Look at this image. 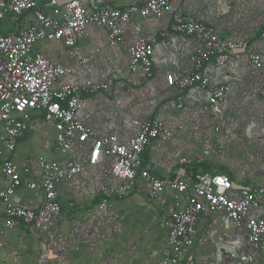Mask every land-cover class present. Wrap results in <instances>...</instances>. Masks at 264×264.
Here are the masks:
<instances>
[{
  "label": "crops",
  "instance_id": "1",
  "mask_svg": "<svg viewBox=\"0 0 264 264\" xmlns=\"http://www.w3.org/2000/svg\"><path fill=\"white\" fill-rule=\"evenodd\" d=\"M91 8L102 0H88ZM135 0H114L113 7L126 9ZM173 11L163 18L135 17L122 24L124 41L111 45L104 28L89 26L77 45L79 53L90 57L76 65L69 49L60 41H39L34 53H41L60 63L80 82L105 83L107 90L82 93L77 119L88 125L97 138L115 135L128 142L138 134L145 120L160 118L172 131L171 140H155L148 147L144 162L152 173L163 179L173 178L180 160L188 158L187 173L225 174L242 187H264V0H171ZM53 0L43 3L51 11ZM174 13L192 15L213 25L223 39L243 40L230 72L214 61L203 68L211 79L208 88L192 86L179 91L167 83V76L177 77L193 68L192 57L203 45L197 36L175 35L155 46L154 75L130 70L131 47L139 38L158 37L170 28ZM34 22L32 12L17 23L10 19L0 27V34H15ZM140 29V31H139ZM260 55L258 69L250 60ZM229 87L225 98L215 107L207 105L213 86ZM183 97V107L178 98ZM57 132L42 113L33 112L26 135L8 157L21 171L26 182L41 183L44 177L38 158L55 159L62 166L80 162L85 171L58 186L62 213L46 230L22 226L1 232L0 264H164L163 250L168 246L167 217L186 202L189 193L177 197L167 190L157 198L148 195L147 185L138 179L123 198L109 193L108 212L100 210L104 196L101 188L124 184L109 171L114 160L102 153L95 166L89 164L92 140L76 144L67 154L56 150ZM191 179V177H190ZM9 184L0 163V192ZM43 195L27 186L12 198L19 206L35 209ZM4 207L0 200V209ZM252 216H264V198ZM245 223L237 225L225 213L205 212L197 224L193 245L183 251L181 264H240L239 258L250 252ZM256 264H264V245L254 249Z\"/></svg>",
  "mask_w": 264,
  "mask_h": 264
},
{
  "label": "built area",
  "instance_id": "2",
  "mask_svg": "<svg viewBox=\"0 0 264 264\" xmlns=\"http://www.w3.org/2000/svg\"><path fill=\"white\" fill-rule=\"evenodd\" d=\"M49 1L0 0V27L8 19L17 23L27 12H32L34 16V22L28 29L15 34H0V163L9 181L0 192V200L4 204L0 209L1 232L22 226L48 229L62 213L58 186L85 171V166L80 162H70L64 167L55 159L40 156L38 165L44 174L42 182L24 180L21 171L7 154L13 153L18 142L26 135L33 112H39L57 132L58 153L67 154L76 144L92 140L90 165L95 166L102 153L114 160L109 173L124 184L113 189L106 186L101 188L104 196L100 210H111L109 193L123 198L131 192L139 178L146 182L151 198H157L167 190L177 197L189 193L184 205L167 217L169 241L163 250L164 264L183 262V251L193 245L197 224L205 212H222L237 225L246 224L250 252L242 255L239 261L240 264H256L253 251L264 245V216L250 217L249 214L252 208L260 207L264 187L235 190L234 183L225 174H188L185 166L191 165L192 161L185 157L180 160V167L173 178L158 177L152 173L150 165L145 164L144 156L153 141L172 139L173 133L164 121L160 118L145 120L138 134L128 142H121L115 135L97 138L92 128L77 119L82 106L81 95L84 92L95 94L107 90L109 86L92 80L80 82L74 76L69 77V70L62 64L33 52L34 45L39 41H60L69 49L76 65L86 64L90 57L81 55L77 45L89 26L106 29L114 46L125 39L122 24L132 22L135 17L161 19L173 11L171 0H135L123 10L113 7L114 0H102L101 5L92 8L88 0H73L62 6L54 4L48 12L42 4ZM175 35L197 36L203 40V45L196 49L192 57L193 68L179 77L174 74L167 76V83L182 92L192 86L208 88L211 85V79L202 71L207 63L214 61L229 73L230 63L238 59L239 50L246 46L243 40L221 38L213 25L195 16L174 13L170 28L160 36L139 38L134 43L130 49V70L152 77L155 46L168 42ZM250 60L258 69L262 68L260 55L252 54ZM228 90L225 84L213 86L209 101L202 110L215 107L225 98ZM178 101V107L182 108L183 97L180 96ZM22 186L42 193L43 200L39 207L26 208L12 201Z\"/></svg>",
  "mask_w": 264,
  "mask_h": 264
},
{
  "label": "water",
  "instance_id": "3",
  "mask_svg": "<svg viewBox=\"0 0 264 264\" xmlns=\"http://www.w3.org/2000/svg\"><path fill=\"white\" fill-rule=\"evenodd\" d=\"M71 1H73V0H53L54 4L58 5V6H62V5L67 4Z\"/></svg>",
  "mask_w": 264,
  "mask_h": 264
},
{
  "label": "trees",
  "instance_id": "4",
  "mask_svg": "<svg viewBox=\"0 0 264 264\" xmlns=\"http://www.w3.org/2000/svg\"><path fill=\"white\" fill-rule=\"evenodd\" d=\"M229 178H231V177H229Z\"/></svg>",
  "mask_w": 264,
  "mask_h": 264
}]
</instances>
